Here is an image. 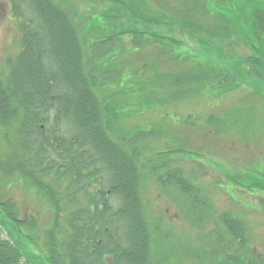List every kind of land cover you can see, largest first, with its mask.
<instances>
[{
    "label": "rangeland",
    "instance_id": "1",
    "mask_svg": "<svg viewBox=\"0 0 264 264\" xmlns=\"http://www.w3.org/2000/svg\"><path fill=\"white\" fill-rule=\"evenodd\" d=\"M58 1L86 35L87 53L108 48L95 63L103 71H120L94 91L109 118L115 117L111 135L139 138L133 149L143 163L140 196L157 264H264V60L252 69L246 64L252 50L224 34L221 16L235 2L205 10V0ZM155 11L171 15L170 25L153 21ZM20 25L8 1L0 0V82L21 51ZM133 26L139 35L120 36ZM176 50L184 54L174 55ZM219 78L228 86L212 84ZM17 126L0 123V162L12 153L9 139H15ZM160 162L162 169L181 171L198 199L161 186L152 168ZM33 189L0 173V202L11 199L21 217L27 207L36 218L38 227L24 233L32 239L17 238L26 253L37 256L36 245L54 227L57 212ZM223 214L243 223L245 247H236L238 240L219 218ZM31 264H43L42 258Z\"/></svg>",
    "mask_w": 264,
    "mask_h": 264
},
{
    "label": "trees",
    "instance_id": "2",
    "mask_svg": "<svg viewBox=\"0 0 264 264\" xmlns=\"http://www.w3.org/2000/svg\"><path fill=\"white\" fill-rule=\"evenodd\" d=\"M7 1L21 20V51L0 82V123L18 126L15 139H9L12 153L0 162V173L26 181L39 200L43 194L54 206L57 221L44 233L40 246L34 242L39 254L32 256L17 237L32 239L24 233L38 227L36 218L27 207L26 217H21L11 199L1 201L0 264H31L37 257L43 264H157L140 196L143 163L133 149L139 138L111 135L115 117L109 118L94 91L120 74L119 69L103 71L95 63L108 48L87 53L86 35L79 34L71 11L58 0ZM231 1L236 6L221 16L224 34L244 41L254 53L246 64L259 70V61L264 60V0ZM227 2L205 0V10ZM155 12L159 14L153 21L171 22L167 12ZM129 28L120 36L139 35L138 28ZM213 83L228 82L219 78ZM163 166L160 162L152 167L160 173L161 186L176 188L185 199H198V190L181 171ZM246 185L239 182L240 187ZM219 218L238 240L236 247H245L243 223L228 214Z\"/></svg>",
    "mask_w": 264,
    "mask_h": 264
}]
</instances>
